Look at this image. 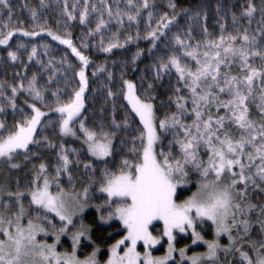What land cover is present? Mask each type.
<instances>
[{"label":"snow or ice","instance_id":"1","mask_svg":"<svg viewBox=\"0 0 264 264\" xmlns=\"http://www.w3.org/2000/svg\"><path fill=\"white\" fill-rule=\"evenodd\" d=\"M41 3L43 5V0ZM128 7L130 11L123 13L116 9L118 25H123L124 17L130 24H138L141 9L150 7L149 0H142L140 4L128 0ZM169 7L176 9L171 2ZM68 9L65 0L63 12L68 19L79 18L81 24L87 22V4L79 17ZM91 11L98 12L99 19L89 35L101 33L102 29L108 28L113 9L105 6L97 10L93 6ZM105 11L108 21L103 18ZM257 11L256 5L249 0L242 13L249 25ZM217 12H220L219 5ZM259 14V26L253 32L237 28L235 34L229 33L221 23L218 38L211 37L206 25L202 27L205 36L202 42L193 44L191 31L185 33L186 39L180 35L174 37L176 45L183 50L182 56L190 60L192 66L182 64L175 54L153 66L157 69V80L161 78V72H170L174 68L180 82L175 89L176 110L163 119L156 115L155 105L151 102L153 97L141 98L134 83L123 81L121 95L130 105L131 112L139 118L142 128L136 136L139 146L131 148L134 160L122 159L117 165L114 163V145L121 124L113 118V130L107 131L103 124L96 130L84 123L87 119L82 113L88 89L85 73L88 57L73 45L70 38H62L39 25L36 10L30 9L31 18L36 22L34 30L27 31L14 24L11 0H0V17L7 21L0 19V45L7 50V56L13 63H24L20 59L21 49L30 47L28 62L37 57L38 50L23 40L15 43V51L8 50L12 38L17 35L33 38L42 34L67 45L81 62L78 90L73 89L61 98V90L56 88L51 92V97L55 98L52 105L44 98L47 89L37 86L35 74L27 86L21 82L19 88L12 87L13 98L9 103L14 111L18 92H27L34 102L27 105L30 112L20 109L19 121L10 128L0 120V161L12 169L20 168L21 163L16 158L23 155L25 160L31 159L33 152L29 146H39L41 138L47 140L43 129L50 125L58 127L62 136L75 139L81 138L79 130L87 155L104 163L99 191L106 194L103 204L94 205L89 195L91 184L81 192H69L57 182L53 192L43 163L35 173L34 186L26 191L19 188L11 191L7 186L0 185V264H101L98 258L101 248L98 246L90 255L83 258L80 255L82 241L90 245L94 243L93 229L84 223V214L92 207L99 213L101 224L118 220L123 225L122 238L108 248L104 264H220V253L227 255L229 252L238 253L243 264H264V240L257 243L250 238L255 226L251 219L253 213L257 216L260 232L264 234V205L252 203L248 196L250 188L264 192V0H260ZM199 15L192 19L198 20ZM152 19L153 13L149 11L148 21ZM176 19L177 15L173 12L171 17L167 14L160 16L155 27L149 23L145 38L152 42V48ZM204 20H207L206 15ZM238 21L239 18L233 14V25ZM136 38H140L139 33ZM84 46L87 47L86 44ZM100 46L110 53L125 45L114 33L107 46H104L101 34ZM44 48L47 55L48 45L45 44ZM139 55L137 52L136 58ZM256 59L260 61L259 68L255 66ZM36 63L41 64L45 71L52 67L51 60L47 66L39 59ZM54 71L49 72V82L54 79ZM147 87L151 89L153 85L148 84ZM107 95L114 97L115 93L109 89ZM253 108L258 118L253 117ZM3 112L4 107L0 106V113ZM50 113L57 114L55 120ZM124 126H128L127 117ZM161 130L171 135L166 150ZM46 146L55 147L50 141ZM72 152L77 153V150L72 149ZM73 163L68 150L61 146L56 180L60 173H65L71 183ZM75 163H82L79 153ZM109 164L116 170L109 168ZM83 167L91 173L96 172L91 163H83ZM193 175L196 177L195 191H190ZM179 189H189L190 194L184 198L186 193L178 192ZM5 196L9 198L7 201L3 199ZM25 196L28 197L27 208ZM13 205L16 207L14 212L11 211ZM55 218L59 219V224L54 222ZM205 227L213 229L214 239H206L202 235ZM180 234L190 236L189 246H177ZM65 236L71 240V248L58 251L57 246ZM222 236L228 238L227 247L220 243ZM49 237L54 238L53 243H48ZM245 243L255 253L254 257L242 250ZM161 244L167 245L166 255L154 256L151 250ZM199 244L206 245L207 251L189 255L188 248ZM138 246H142L144 251H139ZM177 252L179 260L175 255Z\"/></svg>","mask_w":264,"mask_h":264},{"label":"trees","instance_id":"2","mask_svg":"<svg viewBox=\"0 0 264 264\" xmlns=\"http://www.w3.org/2000/svg\"><path fill=\"white\" fill-rule=\"evenodd\" d=\"M66 2L69 5L68 10L73 11V14L77 17H79L85 4H87L89 6V18L87 22L81 24L79 18L77 20L68 19L63 12L65 0H43V5L41 0H11L14 16L13 23L18 24L24 30H34L36 22L31 18L30 9L36 10L38 12L39 25L50 29L62 38H70L73 41V45L88 57L89 64L85 69L88 78V89L85 92V109L82 113V115L87 116V119L84 123L87 127L96 130H99V126L103 124L107 131L113 130L111 123L113 118L116 119L117 123L121 124V128L117 130L114 145V163L117 165L122 159L134 160L135 154L131 151V148L133 145L139 146L140 141L136 139V136L139 135V129L142 128L139 119L131 112L121 95V88L124 87L123 81L134 82L137 86V93L141 98L153 97L151 102L155 105L156 115L158 118L163 119L165 115L176 110L175 100L177 94L175 89L180 86V82H178V74L174 68L170 72H161V78L157 80V69L153 66L159 64L161 59L167 61L173 54L180 57L182 64L187 63L189 67L192 66V62L182 56L183 50L176 45L174 37L180 35L182 39H186L185 33L191 31L193 37L191 42L196 44L205 39L202 31L204 25L207 26L212 38H218L221 31V23L225 25L227 32L235 34L237 28L241 31L247 28L250 32H253L260 22V0H251L258 9L251 25L247 23V17L242 15L249 0H149L150 7L148 9H141L138 24H130L127 17H124L123 25L116 23L115 11L117 8L122 13L130 11L128 0H103V3H101V0H66ZM170 2L176 5V9L169 7ZM134 3L140 4L142 0H134ZM218 5L220 12H217ZM93 6L97 10L110 6L113 9V18L109 22L108 28L102 29L101 33L89 35V32L94 30L99 19L98 12L91 11ZM149 11L153 13L151 22L148 21ZM173 12L177 15L176 21L169 29L164 30L165 35L156 41V47L152 48V42L145 38L149 23H151L152 27H155L160 16L167 14L171 17ZM197 14H200L199 19H192ZM233 14L239 18L236 25L232 23ZM205 15L207 16L206 21L204 20ZM221 17H223L222 21ZM103 18L105 21H108L107 11L103 13ZM0 19L4 18L0 17ZM4 22H7L6 19H4ZM114 33L118 34L119 42L125 46L113 49L110 53L103 51L100 46L101 34L103 35L104 46H107ZM137 33H139V39L136 38ZM129 37H132V39L129 40ZM18 40H23L29 43L30 46L37 47L38 55L32 62H28L27 55L30 54V47L26 50L21 49L20 59L24 63L21 64L19 61L13 63L7 56V50L3 45H0V85L3 86L0 87V106L4 107V112L0 113V120H3L9 128L14 122L19 121L20 109H23L24 112H30L27 105L34 102L27 92H18L15 97L17 108L14 111L9 103L13 98L12 87L19 88L21 82L27 86L28 81L34 74L37 76V86L41 89H47L44 91V98L50 105L54 103L55 99L51 97V92L55 91L56 88L61 90V98H64L73 89L78 90L79 87L78 71L81 62L67 45L53 41L46 34L33 38L17 35L9 42L8 50L15 51V43ZM126 41L127 43H125ZM45 44L48 45L47 55L44 54ZM85 44L87 47L84 46ZM137 52L140 53L139 58H136ZM37 59L41 60L44 66H47L48 61L51 60L52 67L48 71H45L41 64L36 63ZM69 64L72 65L71 68L68 67ZM255 66L258 68L261 66L259 59H256ZM101 68H103V71H100ZM53 71L54 79L49 82V72ZM109 75H111V79H109ZM148 84H152L153 87L149 89L147 87ZM109 89L115 93L114 97L107 95ZM113 101H115V104ZM38 106H40L39 103ZM50 115L55 120L57 114L50 113ZM252 115L254 118H258L255 108L252 109ZM126 117L128 122L127 127L124 126ZM46 119L47 117H45ZM43 135L47 136V140L41 138L39 146H30V150L33 152L31 159L25 160L23 155L16 158L21 163L20 168L12 169L6 163L0 161V185L7 186L11 191H16L17 188L22 191L33 187L32 181L39 169V165L41 163L45 164L47 174H50L51 168L54 165L57 166L59 163L57 156L61 150V146H63L66 150L76 149L82 161V163L76 164L73 160L74 167L72 165L70 169L73 179L71 183L68 182V185L72 186L74 184V191L81 192L85 187L84 184L87 182L91 184V191L94 193L98 192L104 163L99 164L87 155L86 146L82 142V133L78 130L80 139L64 137L59 133L58 127L50 125L43 129ZM38 137H40L39 129ZM161 139L164 142L166 150L168 141L171 139L170 133L161 130ZM48 141L55 145V147H47ZM88 162L96 168L95 173L84 169L83 163ZM33 165L35 167L31 171ZM108 167L113 171L116 170L112 164H109ZM195 182L196 177L193 175V186H190V190H195ZM179 191H184L186 193L185 196L190 194L186 189H179ZM250 196L257 204L264 205V192L259 189L252 190ZM3 199L7 201L9 198L5 196ZM253 220L255 226L252 228L250 238L259 243L261 240H264V234L260 232L259 225L256 223L257 217ZM84 223L92 227L94 243L92 245L83 244L82 248L84 252L81 254V257L90 255L91 251L98 246L101 248L99 255L101 263H104L109 254L108 248L117 239L122 238L123 227L116 220L111 221L107 226L101 224L99 222V213L94 208L84 215ZM204 229L205 238H215L211 228L205 227ZM189 241L190 237L189 239L180 238L177 240V245L178 247H184ZM220 243L227 247L228 238H220ZM70 248L71 242L65 240L63 249L70 250ZM205 250V246H199L188 254L195 253L196 251L202 253ZM242 250L249 252L250 256H255V253L251 252L247 243L244 244ZM220 264H243V262L238 253L229 252L227 255L220 253Z\"/></svg>","mask_w":264,"mask_h":264},{"label":"rangeland","instance_id":"3","mask_svg":"<svg viewBox=\"0 0 264 264\" xmlns=\"http://www.w3.org/2000/svg\"><path fill=\"white\" fill-rule=\"evenodd\" d=\"M130 82H132V81H130ZM132 83H134V82H132ZM135 84V83H134ZM136 85V84H135ZM138 94V93H137ZM126 101V103H127V100H125ZM127 105H128V103H127ZM128 107H129V109L131 110V107H130V105H128ZM134 114V113H133ZM135 115V114H134ZM137 117V116H136ZM138 118V117H137ZM139 119V118H138ZM31 146V145H30ZM29 146V147H30ZM60 153V152H59ZM68 154H69V157H70V159H72V160H76V158H77V153H74V152H72V150H68ZM91 158V157H90ZM93 159V158H92ZM57 160L59 161V154H58V156H57ZM95 161V160H94ZM3 162V161H2ZM97 163H103V162H100V161H96ZM88 163H90V162H88ZM73 165V164H72ZM56 167L57 166H55L54 165V167H52L51 168V170H50V174H47L48 175V177H49V179H50V182H52V191L54 192L55 190H56V183L58 182L60 185H62V187L65 189V190H67V191H69V192H71V191H73L74 190V184L72 185V186H69L68 185V182H69V180H68V175L67 174H65V173H60L59 174V178H58V180H56ZM73 167H74V165H73ZM32 169H34V167L32 166L31 167V171H33ZM39 171V169L37 170V172ZM62 182V183H61ZM85 187H88L89 186V184L86 182L85 184ZM26 190V189H25ZM25 190H22V191H25ZM186 190H188L189 191V189H186ZM179 191V190H178ZM190 191H195V190H190ZM190 191H189V193H190ZM251 188L249 189V193H248V196H249V199L251 200V202L252 203H254V204H256V205H258V206H261L260 204H257L256 202H254V200L251 198V196H250V193H251ZM89 195H90V198H91V201H92V203L95 205V204H103L104 203V199L106 198V194H104V193H101L99 190H98V192H93V191H91L90 190V187H89ZM100 198H104V199H100ZM185 198H187V196H185ZM24 204L26 205L25 207L27 208L28 207V197L27 196H25V198H24ZM92 208H94V207H92ZM92 208H89V210L87 211V212H89ZM95 209V208H94ZM16 210V207H15V205H13V207H12V209H11V211H15ZM29 211H31V209H29ZM103 211H107V209H104ZM86 212V213H87ZM85 213V214H86ZM84 214V215H85ZM255 217H257L256 216V214L255 213H253V215H252V217H251V219H252V221L254 222V218ZM77 219H79V217H77ZM116 221H118V220H116ZM54 222L55 223H57V224H59L60 223V221H59V219L58 218H55V220H54ZM111 223V222H110ZM109 223V224H110ZM119 223H120V221H119ZM25 224H26V219H25ZM109 224H103V225H105V226H107V225H109ZM121 224V223H120ZM122 225V224H121ZM122 227H123V225H122ZM161 228H162V224H161ZM198 230H199V228H198ZM204 232H205V229L203 230V232H202V235H204ZM212 234L214 235V231H213V229H212ZM189 237L190 236H187V235H183V234H180V235H178V237H177V240H179L180 238H188L189 239ZM224 237H227V236H224ZM223 236L221 237V238H224ZM38 239H40V237H38ZM166 239V238H165ZM207 239V238H206ZM65 240H68V241H70L71 242V240L69 239V237H67V236H65V237H62V239H61V244L60 245H58L57 246V250L58 251H65V249H63L64 248V241ZM54 242V238L53 237H49L48 238V243H53ZM83 244H88V242L87 241H82V244H81V251H80V255L84 252L83 251V248H82V246H83ZM178 244V243H177ZM88 245H90V244H88ZM92 245V244H91ZM190 245V241L188 242V243H186V245L184 246V247H186V246H189ZM178 246V245H177ZM199 246H205L206 247V245H203V244H199V245H191L189 248H188V253L191 251V250H193V249H197ZM138 250L139 251H144V249L142 248V246H138ZM152 254L154 255V256H164V255H166V253H167V245L166 244H161V245H157L155 248H153L152 250ZM207 251V247H206V250H205V252ZM195 253H199L198 251H196ZM203 253V252H202ZM194 254V252L192 253V254H189V255H193ZM100 255V254H99ZM176 255V257H177V260H179V254H178V252L175 254ZM82 258V257H81ZM99 259H100V256L98 257ZM101 264H104V263H101ZM208 264H211V262H208Z\"/></svg>","mask_w":264,"mask_h":264}]
</instances>
